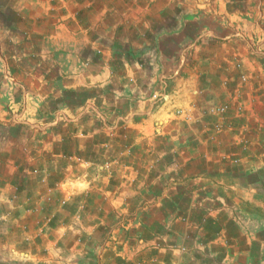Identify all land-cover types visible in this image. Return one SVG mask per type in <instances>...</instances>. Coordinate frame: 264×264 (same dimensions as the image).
<instances>
[{
	"label": "crops",
	"instance_id": "0c3cea01",
	"mask_svg": "<svg viewBox=\"0 0 264 264\" xmlns=\"http://www.w3.org/2000/svg\"><path fill=\"white\" fill-rule=\"evenodd\" d=\"M198 44L185 70L173 63H157L152 74L127 70L114 91L121 99L71 125L87 135L57 139L61 155H70L58 160L60 174L76 178L75 189L57 192L61 206L48 199L49 184L0 182V192H20L25 222L17 223L18 241L42 242L39 254L28 244L11 256L82 257L76 264L264 263V64L242 41L205 37ZM154 93H163L159 103ZM212 107L224 111L212 117ZM119 119L121 133L103 136L99 124L109 129ZM120 213L129 217L117 220ZM176 242L194 248L176 251Z\"/></svg>",
	"mask_w": 264,
	"mask_h": 264
},
{
	"label": "rangeland",
	"instance_id": "374dc122",
	"mask_svg": "<svg viewBox=\"0 0 264 264\" xmlns=\"http://www.w3.org/2000/svg\"><path fill=\"white\" fill-rule=\"evenodd\" d=\"M106 25L129 31L97 32ZM205 37L242 41L245 53L264 64V0H0V182L10 185L15 178L17 184L21 178L40 187L49 184L56 196L49 193L48 199L56 198L61 206L57 192L75 189L76 178L67 177L64 169L60 174L58 160L70 155H61L57 139L87 135L71 125L120 98L114 91L121 88L117 81L127 70L152 74L157 63L185 70ZM214 109L209 114L217 117ZM120 124L122 119L108 129L100 123L98 129L107 130L103 136L116 137ZM4 188L0 264H76L82 258L11 256L28 244L39 254L42 242L18 241L17 223L25 222L16 204L20 192ZM57 211L54 219L62 216ZM120 214L117 220L129 217ZM73 219L74 214L71 223ZM254 228L246 226L255 236ZM190 245L176 242L173 249L187 252L194 248Z\"/></svg>",
	"mask_w": 264,
	"mask_h": 264
},
{
	"label": "built area",
	"instance_id": "2783aa9c",
	"mask_svg": "<svg viewBox=\"0 0 264 264\" xmlns=\"http://www.w3.org/2000/svg\"><path fill=\"white\" fill-rule=\"evenodd\" d=\"M163 93H154L151 97H152V100L155 102V103H159L161 101V99H163L164 96H162ZM224 109L223 108H215L213 113L215 114H221L223 113ZM177 113H180V112H177ZM104 168L106 169H109V165L108 164H105L104 165Z\"/></svg>",
	"mask_w": 264,
	"mask_h": 264
}]
</instances>
